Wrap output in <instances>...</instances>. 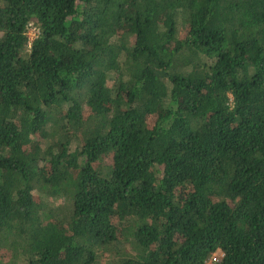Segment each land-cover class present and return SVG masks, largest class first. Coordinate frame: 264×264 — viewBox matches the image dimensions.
<instances>
[{"label":"trees","instance_id":"trees-1","mask_svg":"<svg viewBox=\"0 0 264 264\" xmlns=\"http://www.w3.org/2000/svg\"><path fill=\"white\" fill-rule=\"evenodd\" d=\"M217 248L264 264V0H0V264Z\"/></svg>","mask_w":264,"mask_h":264},{"label":"rangeland","instance_id":"rangeland-1","mask_svg":"<svg viewBox=\"0 0 264 264\" xmlns=\"http://www.w3.org/2000/svg\"><path fill=\"white\" fill-rule=\"evenodd\" d=\"M35 142L40 143L41 141L37 138V139H35ZM66 205L67 204H66L65 200H63L62 198H47V207H50L53 209L55 207V209L59 208V209L63 210L67 207ZM130 252H132V250L128 246L125 245L120 250V255H124V254L130 253ZM99 258L101 261H103V263L108 262L110 259H113V260L117 259V258H115V256L112 257L111 253H109L107 251L99 254ZM8 260H9L8 257L3 258V261H5V262H7Z\"/></svg>","mask_w":264,"mask_h":264},{"label":"built area","instance_id":"built-area-1","mask_svg":"<svg viewBox=\"0 0 264 264\" xmlns=\"http://www.w3.org/2000/svg\"><path fill=\"white\" fill-rule=\"evenodd\" d=\"M24 35L26 37V47H29L32 40L38 35V28L32 22H28L25 27ZM223 253L220 249H215L211 252L202 264H215L222 257Z\"/></svg>","mask_w":264,"mask_h":264}]
</instances>
